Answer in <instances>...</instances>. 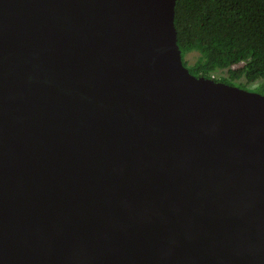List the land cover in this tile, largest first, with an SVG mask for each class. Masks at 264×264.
<instances>
[{
	"label": "water",
	"instance_id": "95a60500",
	"mask_svg": "<svg viewBox=\"0 0 264 264\" xmlns=\"http://www.w3.org/2000/svg\"><path fill=\"white\" fill-rule=\"evenodd\" d=\"M175 4L0 0V264H264V94Z\"/></svg>",
	"mask_w": 264,
	"mask_h": 264
},
{
	"label": "trees",
	"instance_id": "16d2710c",
	"mask_svg": "<svg viewBox=\"0 0 264 264\" xmlns=\"http://www.w3.org/2000/svg\"><path fill=\"white\" fill-rule=\"evenodd\" d=\"M174 23L184 65L186 53H199L187 66L192 74L226 70L215 80L243 78L264 94V0H176Z\"/></svg>",
	"mask_w": 264,
	"mask_h": 264
},
{
	"label": "rangeland",
	"instance_id": "374dc122",
	"mask_svg": "<svg viewBox=\"0 0 264 264\" xmlns=\"http://www.w3.org/2000/svg\"><path fill=\"white\" fill-rule=\"evenodd\" d=\"M198 55H199V53L197 51H190V52L186 53L184 55V59L186 60V62L188 64L187 66L192 65L194 63V61L196 60V58L198 57ZM237 66L238 65H236L235 67H237ZM221 76H223V77L227 76L226 70H219L213 74L214 78H220ZM234 82L236 84H244L245 88L248 90H255V89H253L255 83H247V82L245 83V79H243V78L235 79Z\"/></svg>",
	"mask_w": 264,
	"mask_h": 264
}]
</instances>
